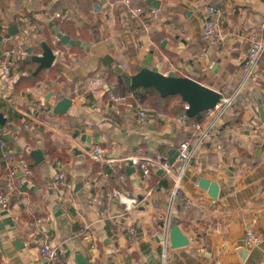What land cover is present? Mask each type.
<instances>
[{
	"label": "crops",
	"instance_id": "1",
	"mask_svg": "<svg viewBox=\"0 0 264 264\" xmlns=\"http://www.w3.org/2000/svg\"><path fill=\"white\" fill-rule=\"evenodd\" d=\"M159 1L158 15L151 19L155 10L149 11L145 0H135L148 11L133 19L121 0H0V53L7 47L18 49L11 77L0 75V112L7 117L0 130L16 155L33 166L32 176L15 178L9 208L0 206V264H44L37 242L44 235L62 246L67 264H77L78 254L93 264H262L264 122L255 93L264 102V57L255 78H245L243 62L251 33L264 37V0ZM211 5L222 12L224 40L219 45L202 37ZM50 23L82 45H60L62 56L34 76L38 63L28 60V50L41 54L42 42L53 48L56 33ZM11 25H16V35L9 34ZM5 35L12 40L3 42ZM150 53V67L194 78L223 96L242 86L191 160L175 162L174 174L185 167L181 210V200L172 194L173 176L153 170L142 183L137 168L128 163L126 184L114 173L104 182L108 166L89 154L97 146L117 159L141 149L165 154V147H176L191 134L192 120L182 119L186 102L181 96H167L157 106L152 99L158 92L141 99L139 87L121 83L120 77L137 73ZM97 76L105 81L94 90L89 82ZM65 97L72 99L70 108L55 114ZM139 105L148 111L146 127L137 123ZM38 149L44 158L36 165L31 153ZM60 168L67 172L69 187L54 179ZM6 174L0 159L3 192ZM201 177L219 184L217 199L198 185ZM116 191L139 198L141 204L125 212L116 195L108 201V194ZM93 196L99 203H89ZM41 218L47 220L39 223ZM175 222L189 244L173 248L169 242L165 250L161 239L167 223L171 227ZM247 231L261 242L247 247ZM242 247L247 249L244 259L237 252Z\"/></svg>",
	"mask_w": 264,
	"mask_h": 264
},
{
	"label": "built area",
	"instance_id": "2",
	"mask_svg": "<svg viewBox=\"0 0 264 264\" xmlns=\"http://www.w3.org/2000/svg\"><path fill=\"white\" fill-rule=\"evenodd\" d=\"M129 16L133 19L141 18L147 14V8L143 4H137L135 0H121ZM27 3H31L32 0H26ZM158 15V11H153L151 14V19H155ZM221 20L222 12L216 6L211 5L208 7L206 20L202 28V37L204 40L209 42L211 45H219L223 42L224 37L221 33ZM146 31L150 30V26L147 24V20L144 22ZM12 36L5 35L2 37L3 42L11 41ZM53 52L56 59L60 58L63 54L60 48V39L55 36L52 39ZM18 52L15 47H7L3 49L0 53V75L4 78H10L12 73V68L14 66V59ZM264 57V37L258 32H253L250 35V47L247 52L246 58L243 62V71L245 78H255L258 73L259 61ZM105 79L101 76H97L90 80V86L94 90H98ZM242 86L231 96H223L220 101L213 107L204 111V122H192L190 124V129H193L196 133V139L183 140L177 144L176 148L178 151V159L183 163H187L191 160L195 153V149L199 144L204 142L210 135L214 128L217 126L219 120L223 117L227 109L233 104V102L238 98ZM2 89L0 88V94ZM40 94V93H39ZM133 95V93H131ZM41 96V106L46 105V100ZM189 108L187 103L184 104V114L182 119L187 118L186 110ZM136 119L140 127H146L149 123L148 111L146 107L139 105L136 110ZM1 134L5 133V130H0ZM219 147V146H218ZM105 150L101 147L93 148L89 154L90 156L102 163L106 164L110 172H105L103 174L102 180L105 182L114 173L119 179L120 183L126 184L127 178L125 174V166L130 163L137 168L139 177L142 183H147L151 176L153 170H162L167 175L174 177L173 186V198H176L181 192V181L183 174L185 172V167L182 166L177 174L173 173V167L175 163H170L167 156L161 151H155L152 154H147L144 150H140L136 155L128 156L124 159H117L115 156L105 155ZM0 159L7 166L6 174V191H0V206L3 209H7L10 206V196L13 191H15V178L19 175L25 177H30L33 174L32 166L29 160L21 155H16V151L6 143L5 140L0 139ZM123 172H119V171ZM55 181L60 183L64 187H69V179L67 172L64 168H60L55 174ZM114 195L124 204V211L129 212L134 208H137L141 201L135 196H129L125 192L116 191L108 194V201H111ZM99 198L97 196L91 197L89 203L94 205L99 203ZM186 204L192 205V199H186ZM46 218H41L39 223L45 222ZM170 225L167 223L164 235L161 239V244L164 249L169 245L170 239ZM38 251L41 260L44 264H67V260L63 254V248L61 245L52 244L49 241V236L44 235L39 237L38 240ZM261 242V238L256 235L253 231H247L245 236V245L247 247L256 246ZM165 257V254H164ZM164 263V262H163ZM264 264V260L262 262Z\"/></svg>",
	"mask_w": 264,
	"mask_h": 264
},
{
	"label": "water",
	"instance_id": "3",
	"mask_svg": "<svg viewBox=\"0 0 264 264\" xmlns=\"http://www.w3.org/2000/svg\"><path fill=\"white\" fill-rule=\"evenodd\" d=\"M145 4L149 11L157 10L160 8L161 2L159 0H145ZM50 23L53 26L56 36L60 41L71 47L73 45H82L81 41L71 39L67 34H63L59 29ZM16 25H11L9 27V34L16 35L18 33ZM41 54H32V50H28L29 56L28 60L37 62L38 67L33 72V75L36 76L43 69L51 68L55 61L56 57L53 52V48L47 42L41 43ZM152 53H150L145 64L137 68V73L132 75H127L124 73L120 77L122 84L128 87H139L142 88L141 92L143 93L148 88H154L157 90L161 97H167L170 95H179L181 98L189 105V108L186 110L187 118L196 117L201 119L203 117V112L213 108L222 98V93L208 85L202 84L194 78L177 76L174 71L168 73H162L158 70L156 66L150 67L152 62ZM109 89V86L106 85V90ZM258 102V113L261 121L264 122V102L259 97L258 93H255ZM72 104V99L65 97L59 103L56 104L54 112L55 114L66 113ZM7 122V117L0 112V125H5ZM165 155L167 156L170 163H175L178 158L177 148L174 146L165 147ZM32 158L35 161V164L38 165L44 158L43 152L41 150H34L31 153ZM129 170L133 167H128ZM160 172H163L160 170ZM198 185L208 190L209 195L217 199L219 194V184L217 182H212L209 179L201 177L198 181ZM170 243L173 248L185 247L189 244V238L182 232L177 222L173 223L170 227L169 235ZM242 247L237 250V252L243 257L247 252V249ZM77 264H93L91 263L84 255L78 254L76 256Z\"/></svg>",
	"mask_w": 264,
	"mask_h": 264
},
{
	"label": "trees",
	"instance_id": "4",
	"mask_svg": "<svg viewBox=\"0 0 264 264\" xmlns=\"http://www.w3.org/2000/svg\"><path fill=\"white\" fill-rule=\"evenodd\" d=\"M143 5H145L144 3H143ZM147 11H148V9H147ZM60 27V26H59ZM60 45H64L61 41H60ZM12 74V73H11ZM140 90H142V88H140ZM152 91H156L157 92V90L156 89H154V88H148V89H146L143 93H140V92H138V95H139V97L141 98V99H145L146 98V96L149 94V93H151ZM158 95H157V97L155 98V99H152V102L155 104V105H157V106H159V104H160V102L162 101V99H164V97H161L160 95H159V93H157ZM20 116H18V115H15V118H19ZM188 120H192V122H204V120H205V118H204V112H203V117L201 118V119H197L196 117H193V118H189ZM4 134H1V138L0 139H3L4 140ZM187 139H185V140H191V141H194L195 139H196V133H195V131L193 130V129H191V134L190 135H188L187 137H186ZM31 166H32V162H31ZM33 167V166H32ZM165 178H167L169 175H167L166 173H164V174H162ZM4 187L6 188V184L4 185ZM177 198H179L180 200H181V198H182V193H180L178 196H177ZM185 204V202H183L182 200L181 201H179V203L177 204V209L179 210H181V209H183V205ZM163 224V223H162Z\"/></svg>",
	"mask_w": 264,
	"mask_h": 264
},
{
	"label": "rangeland",
	"instance_id": "5",
	"mask_svg": "<svg viewBox=\"0 0 264 264\" xmlns=\"http://www.w3.org/2000/svg\"><path fill=\"white\" fill-rule=\"evenodd\" d=\"M153 103V102H152ZM154 104V103H153Z\"/></svg>",
	"mask_w": 264,
	"mask_h": 264
}]
</instances>
